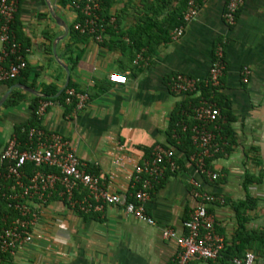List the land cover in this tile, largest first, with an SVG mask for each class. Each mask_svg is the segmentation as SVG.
Listing matches in <instances>:
<instances>
[{
	"label": "crops",
	"instance_id": "obj_1",
	"mask_svg": "<svg viewBox=\"0 0 264 264\" xmlns=\"http://www.w3.org/2000/svg\"><path fill=\"white\" fill-rule=\"evenodd\" d=\"M146 2L116 0L113 28L106 32L102 18V39L96 41L75 29L71 33L81 16L67 0H20L14 24L19 27L28 76L22 78L27 84H17L37 93L16 87L24 99L6 106L7 98L0 106V151L15 127L30 119L34 96H44L45 85L59 86L60 91L69 72V82L88 94L86 105L66 112V105L48 99L53 105L39 117L41 125L68 138L81 161L112 193L130 196L136 165L147 158L149 148L164 147L171 115L184 99L171 90V77L182 73L205 83L219 45L226 59L222 92L236 118L232 126L237 143L230 152L213 156L216 179L196 174L193 155L170 147L181 164L175 173L166 172L146 203L155 224L130 215L122 204L80 214L61 198H51L33 241L13 254L0 252V264H174L179 246L163 232L167 227L185 232L184 221L199 204L192 178L218 198L208 208L227 241L238 226L233 203L248 195L257 205L247 211L246 227L264 229V0H243L234 24L224 16L229 0H196L198 14L186 23L184 33L161 43L151 56L145 48L137 53L129 34L142 29L138 14ZM140 54L142 60L135 63ZM112 73L125 74L127 82H112ZM10 87L0 83V100ZM248 174L254 181L245 187ZM247 251L256 254V264H264L258 241ZM196 264L223 262L218 258Z\"/></svg>",
	"mask_w": 264,
	"mask_h": 264
},
{
	"label": "built area",
	"instance_id": "obj_2",
	"mask_svg": "<svg viewBox=\"0 0 264 264\" xmlns=\"http://www.w3.org/2000/svg\"><path fill=\"white\" fill-rule=\"evenodd\" d=\"M19 3L20 0H0V81L16 78L27 67L22 46L12 30ZM101 4L102 0H74L72 3L82 15L81 21L74 24V29L91 35L96 41L102 39L104 31L100 15ZM242 4L243 0H229L224 15L229 24L235 23ZM198 11L196 0H189L184 13V24L173 30L172 38L184 33L186 23L195 18ZM142 58L141 54L138 55L135 63ZM225 69V51L219 45L206 84L213 88L220 87ZM245 73L248 74L249 71L246 70ZM109 79L119 84L127 82L126 75L120 73L110 74ZM199 82L195 77L177 73L171 77L170 87L176 94L185 95L195 92ZM66 94L68 102L73 97L77 98V109L86 105L87 93L67 88ZM52 105L51 100H42L37 110L38 116L41 117ZM220 117L221 110L214 102L205 100L196 109L195 118L198 123L193 127V140L199 150L193 154L192 160L198 175L212 178L213 174L207 169V159L223 151L222 144L209 128ZM27 135L28 140L22 144L14 134L0 151V193L11 200L9 206L17 213V217L8 226L0 228L1 253L13 254L22 245L33 241L34 229L40 224L49 200L55 196L80 214L100 213L107 205L122 204L130 215L148 224H155V220L146 211V203L152 196L154 186L164 178L166 172L177 171L178 163L173 149L157 146L150 157L136 165L133 181L136 190L130 194L132 199L129 200L127 195L112 193L100 177L81 161L71 141L62 134L32 126ZM28 164L34 166L31 172L26 170ZM48 167L55 170L48 171ZM10 180L14 182L15 189L3 183ZM190 183L199 204L184 221L185 232L180 234L171 227L165 228L163 232L166 238L175 239L179 246L174 264L216 260L227 246L226 237L218 232L216 220L208 208L218 198L206 191L197 178H192ZM231 264H256V254L247 251L242 257H234Z\"/></svg>",
	"mask_w": 264,
	"mask_h": 264
},
{
	"label": "trees",
	"instance_id": "obj_3",
	"mask_svg": "<svg viewBox=\"0 0 264 264\" xmlns=\"http://www.w3.org/2000/svg\"><path fill=\"white\" fill-rule=\"evenodd\" d=\"M71 4L74 0H67ZM116 0H102L100 15L104 19L106 26V32H109L113 28V24L110 23L111 18L114 16L112 12V6ZM189 0H152L148 3H144L143 7L139 8V14L142 24L139 25L142 28L139 32L135 30L134 33H129L131 39L137 50V53L145 48V54L151 56L156 53L157 47L161 43L169 42L172 38V32L175 28L184 24L183 18L184 13L187 10ZM82 18V15H80ZM162 16V19L160 17ZM15 20V19H14ZM12 30L16 36L18 42H21L19 27H16L14 21L12 23ZM71 33L74 34L75 30L72 27ZM132 34V35H131ZM23 45V44H22ZM25 47H23L24 49ZM24 51V50H23ZM25 56V54L22 52ZM14 59V58H13ZM28 76L27 67L21 72L16 78L0 81V83H5L8 87L14 85L17 82L22 84H27V82L22 79ZM223 82V76L221 78ZM32 86V85H31ZM33 87V86H32ZM67 88H75L79 92L77 85L71 80ZM66 89H64L59 94V86L56 85H45L42 88V93L44 96H34L31 103V117L30 119L20 125L15 127V134L18 136L22 144L28 140V130L32 126L42 127L41 119L37 114L40 102L42 100H57L66 105V112H71L76 109L77 98H71V101H67ZM24 92L21 89H14L11 95L5 102L6 106H15L24 99ZM214 102L218 108L221 110V117L216 122V124H210L209 128L213 130L216 135L217 141L222 144L223 151L215 154L219 156L225 151L230 152L232 150V145L237 143V133L232 126V123L236 121V118L231 109V102L227 96L222 92V85L217 88H213L206 82H199L197 90L193 93H188L184 95V99L178 105V107L173 111L169 125L166 130V143L165 148L170 149V147L183 150L187 157L198 152L199 148L193 140V127L198 123L195 118V112L197 107L203 101ZM153 148L147 150V157L152 154ZM214 156V157H215ZM212 158L207 159V169L211 171L212 178L216 179L218 174L213 170L211 166ZM177 161V160H176ZM178 165L181 164V160L178 159ZM6 168V165H4ZM34 166L28 164L26 166L27 172H31ZM48 171L55 170L54 168L48 167ZM90 171L93 173L94 170ZM95 173V172H94ZM216 177V178H215ZM254 177L250 174L246 176L244 186L248 187L253 183ZM5 186L15 189L16 186L13 181L3 182ZM134 189L132 192H134ZM6 192L7 189H4ZM132 198L129 196V200ZM11 200L7 196L0 193V228L8 226L14 218L17 217V213L14 209L9 206ZM257 205V200L248 195L245 200L233 203V207L236 210L238 217V226L235 229L232 240L226 243V248L222 251L219 257L223 264H231V260L234 257H242L245 255L247 250L252 248L255 241H258V249L264 256V229L249 231L246 227L248 217L246 213L248 210L254 208Z\"/></svg>",
	"mask_w": 264,
	"mask_h": 264
},
{
	"label": "water",
	"instance_id": "obj_4",
	"mask_svg": "<svg viewBox=\"0 0 264 264\" xmlns=\"http://www.w3.org/2000/svg\"><path fill=\"white\" fill-rule=\"evenodd\" d=\"M69 72H68V75H67V79L65 81V84L63 86V88L59 91V94L68 87V84H69ZM16 87H23L25 90L29 91V92H32V93H37L35 90L31 89V88H28L26 86H21V84H14L10 87V89L6 92V94L1 98L0 100V106L5 102V100L8 98V96L10 95L11 91L16 88Z\"/></svg>",
	"mask_w": 264,
	"mask_h": 264
}]
</instances>
